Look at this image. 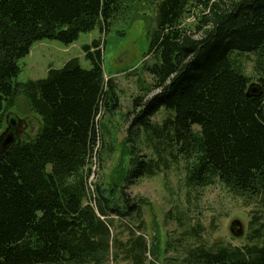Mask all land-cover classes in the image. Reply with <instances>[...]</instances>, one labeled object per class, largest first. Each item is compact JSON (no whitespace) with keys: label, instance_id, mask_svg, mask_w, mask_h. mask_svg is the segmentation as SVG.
<instances>
[{"label":"trees","instance_id":"16d2710c","mask_svg":"<svg viewBox=\"0 0 264 264\" xmlns=\"http://www.w3.org/2000/svg\"><path fill=\"white\" fill-rule=\"evenodd\" d=\"M156 1L143 65L152 83L124 116L118 163L92 184V164L98 178L117 153L111 126L122 107L104 72V42L121 14L153 0H0V136L12 131L20 97L42 121L28 141L3 149L6 131L0 142V264H264V211L242 247L208 245L202 224L183 215L180 234L163 245L157 227L147 236V200L129 192L172 158L184 161L189 188L221 184L264 208V0ZM96 28L101 38L84 46L90 69L72 59L44 79L17 81L36 42L70 45ZM253 80L259 96L248 95ZM172 251L177 258H167Z\"/></svg>","mask_w":264,"mask_h":264},{"label":"rangeland","instance_id":"374dc122","mask_svg":"<svg viewBox=\"0 0 264 264\" xmlns=\"http://www.w3.org/2000/svg\"><path fill=\"white\" fill-rule=\"evenodd\" d=\"M156 4V0H153V3L143 2L128 11L127 15L124 12L118 20L114 21L106 36L102 54L103 68L106 78L115 80L116 92L122 107L121 113L114 118L116 124L111 126L112 133L117 139V153L106 163V170L100 171L98 178L96 176L97 179L95 178L92 184H97L101 178L105 177V174L109 176L114 165L118 163L122 144L128 135L127 128L131 123L124 116L133 108L134 99L141 94L140 85L146 86L152 83L151 76L143 72V65L146 60L145 55L150 49L151 33L156 27ZM190 21L191 18L188 19V22ZM122 32H125L124 36L120 35ZM100 38V30L96 28L92 32L81 34L79 39L70 45L50 39L36 42L32 45L30 54L19 61L21 72L17 81L24 83L28 80L44 79L47 77L48 68L61 69L72 59H79L83 68L90 69L91 62L85 57L84 46L91 45ZM254 60L253 54H247L243 58L242 62L248 73L252 72ZM252 83L259 84L256 80ZM27 107L25 97H20L18 104L11 110L13 127L17 128L21 125V132L16 141L18 143L32 138L42 124L41 118ZM166 114V111L162 109L153 121L161 124L167 117ZM143 139L141 137L140 140ZM140 146L143 153L154 155L153 152L146 150L144 144ZM172 160L169 158L170 169L165 170V173L155 177H144L129 190L133 198L145 199L148 202L143 207V215L147 222L146 233L149 240L152 241L154 227L158 228L163 245L176 238L181 232L178 217L183 215L189 216L191 223L202 224L205 230L204 239L210 246L221 244L242 247L245 245L247 243L245 235L249 232L250 221L255 215L263 214V205L255 202L247 206L243 199L231 194L221 184L200 190L189 188L184 176V161L177 160V163ZM234 222L240 224V227L236 228L242 231L240 236H234L231 230ZM166 255L167 258H177V254L173 251L167 252ZM111 264L130 263L112 262Z\"/></svg>","mask_w":264,"mask_h":264},{"label":"water","instance_id":"95a60500","mask_svg":"<svg viewBox=\"0 0 264 264\" xmlns=\"http://www.w3.org/2000/svg\"><path fill=\"white\" fill-rule=\"evenodd\" d=\"M255 85L256 84H251V85H249L248 87H249V89H248V95L249 96H253L252 94H254V96H259L261 93H259L258 94V91L257 90H253L254 89V87H255ZM251 92H252V94H251ZM8 130V129H7ZM4 133H6V131L5 132H3L2 133V135L0 136V142L2 141V139H3V137H4ZM7 137V136H6ZM6 137H5V139H6ZM5 139H4V141L3 142H5ZM14 143H16V142H14L13 140H7L6 141V143H5V148H3V149H6L7 147H9V145H12V144H14ZM20 143V142H19ZM237 227H240V224H238V222H234V223H232V227H231V230H232V232H233V234H234V236H240L241 234H242V231L240 230V229H236Z\"/></svg>","mask_w":264,"mask_h":264},{"label":"flooded vegetation","instance_id":"af4514ba","mask_svg":"<svg viewBox=\"0 0 264 264\" xmlns=\"http://www.w3.org/2000/svg\"><path fill=\"white\" fill-rule=\"evenodd\" d=\"M20 126L18 125L17 128H15V126L12 127L13 131H11V128H8L7 133H6L7 134V137L5 139V142H3V144H2V148H5L4 145H5V143H6L7 140H9V141L10 140H13L14 142H16L18 140V136L20 134L19 132H21Z\"/></svg>","mask_w":264,"mask_h":264},{"label":"built area","instance_id":"2783aa9c","mask_svg":"<svg viewBox=\"0 0 264 264\" xmlns=\"http://www.w3.org/2000/svg\"><path fill=\"white\" fill-rule=\"evenodd\" d=\"M97 166H98V163H97V165L94 164V166H92V167H93V173H92V176H91L90 179H89V180L91 181V183L95 181L94 179H95L96 176H97V175H96V172L99 171V167H97Z\"/></svg>","mask_w":264,"mask_h":264}]
</instances>
